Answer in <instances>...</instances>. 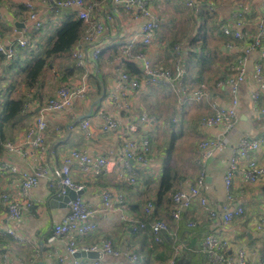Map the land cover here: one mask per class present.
I'll return each instance as SVG.
<instances>
[{
  "label": "crops",
  "instance_id": "0c3cea01",
  "mask_svg": "<svg viewBox=\"0 0 264 264\" xmlns=\"http://www.w3.org/2000/svg\"><path fill=\"white\" fill-rule=\"evenodd\" d=\"M26 1L28 0H7L0 5L4 16V19L0 21V34L7 42L18 40L15 23L26 21L28 17V11L24 7ZM37 1L39 2L38 10L44 22L43 30L40 33L29 32L28 36L34 45L36 44V48L20 49L19 57L12 62L14 64L0 61V86H2L3 93H7L6 85L12 84L21 77V72L16 73L17 67L19 68L17 61L20 63L26 61L36 50L42 54L43 49L50 44L49 39L60 27L61 19L70 14L74 15L73 11L66 10L62 13L63 15L61 14V18L54 17L46 12L40 0ZM86 1L92 3L96 0ZM149 1L154 10L158 12L162 10L165 14L153 44L143 50L156 68L174 70L177 55L172 51L171 43L169 44L166 38L163 39V35L164 32L172 30V24L178 20L182 8L184 6L188 8L194 19L196 18L198 29L185 39L186 43L182 48V61L185 68L183 86L189 91L198 88L206 89L209 94L208 99L200 104L190 103L186 97L182 96V93H173L162 87L153 86L131 98L133 108L130 112L117 115L123 122L120 129L108 133H103L99 129L102 124L100 115L104 110L111 111V105L107 104V95L116 84L117 68L133 75L127 66L129 62H132L134 65L130 64L138 70V73L142 72L140 62L122 57L123 45L128 39L138 34L142 20L133 19L124 12L122 7H117V13L102 38L101 47L108 53L112 51L118 53L113 59L104 56L98 62L91 63L87 78L89 86L87 99L76 100L73 107L64 113L46 115L48 130L45 133L47 146L45 152L27 148L28 153L24 157H19L4 149L0 165L2 162L12 163L19 167V172L33 171L38 166L53 169L60 167L72 150H87L95 159L108 158L109 167L98 175L93 170L84 173L77 166L72 168L71 179L73 183L83 187L81 197L90 209L102 208V194L106 191L111 192L115 201L118 202L115 211L99 217L98 228L95 232L78 240L79 246L93 247L110 239L116 249H129L138 254L140 260L137 264H168L175 249L179 251L176 264H210L202 251V246L204 238L208 234H213L229 242L226 251L228 255L237 257L239 251L245 249L248 260L252 263L258 262L264 256V231L259 230L260 226L264 227V178L258 184L251 185L245 181L242 172H238L231 187V195L234 198L229 201L224 182V171L232 155V148L221 152L207 163L206 180L202 191L208 200V208L212 211L219 212L227 204L232 208L242 206L245 209L244 216L233 220L229 225L223 224L221 216L211 218L197 202L183 209L179 219H174L171 216L174 193H168L160 198L159 191L165 170L169 167L174 169L177 176L174 191L189 189L203 171L199 165L201 141L224 137L221 128H203L200 124L202 119L213 114L212 103L217 102L225 106L230 104V92L227 89H218L216 84L218 80L232 75L233 65L242 54L241 47L237 48V42L224 36L222 26L232 24V15L238 11V7H243L246 12L247 29L254 34L256 31L255 17L263 9V2L262 0H201L206 5L215 6V11L211 13L192 10L185 5L183 0ZM107 6H105L106 12ZM202 10L205 9L202 8ZM210 16L211 18L207 19ZM208 22L212 24L216 22L217 30L222 36L221 41L216 45L218 59L214 60L215 63H211L210 54L208 56V44L205 40L204 24ZM29 30L32 31V29ZM197 43L201 45L197 46ZM71 58L72 55L70 57L64 55L52 59V66L48 69L49 72L42 77L39 85L41 98H37L36 101L31 100L30 104L34 109L27 114H22L18 120L7 126L6 141L20 142L33 125L38 109L56 97L59 88L65 85L81 84L82 78L74 71L68 77L63 75L68 73V66L72 65L73 59ZM246 58L247 77L240 89L239 123L231 140L233 148L237 146L242 137L258 138L264 135V84L258 83L255 70L256 65L260 64L263 67L264 76V60L259 51H253ZM102 61L106 65L102 64ZM52 72V78L57 79L59 85L58 89L46 98L42 92L44 88L47 90ZM47 76L49 81L46 84ZM96 80L102 84V92L99 96L93 85ZM14 93L15 91L11 90L8 95L13 96ZM253 93L258 94V99L255 101L252 97ZM101 97L102 101L98 102ZM105 98V105L102 106V104L95 111V106L102 103ZM180 106L183 109L182 113H180ZM34 110L35 113H32ZM90 112L89 117L94 121L92 126L94 135L87 138L81 129V123L84 120L82 118ZM144 113H149L156 118V123L145 127L146 135L161 127L165 134L173 135L174 142L165 155L157 156L154 153L157 138L151 136L149 138L151 142L150 166L143 169L131 162L137 174V184H131L122 157L123 146L133 136L128 126L138 122ZM169 114L174 116L167 123V127L162 119ZM174 119L177 121L174 122ZM257 158L264 165V150L258 152ZM58 191L57 181L51 174L42 179L40 184L31 191L27 200L32 205L24 210L23 222L14 227L17 235L24 241H17L10 235H3L0 238V264H4L3 255H8L15 264H70L73 261V258L66 254L65 242L57 241L52 244L48 242L52 228L62 223L69 212V203L61 206L63 202H58L57 207L51 206V200L58 194ZM3 193H8L19 201L25 200L21 196L22 182L19 174L3 175L0 170V195ZM149 201L155 204L154 219L164 220L169 223L170 227L169 232L163 235L164 242L159 245L153 243L150 230L144 232L136 228L143 219L144 207ZM123 214H127L129 219L123 220ZM7 216L6 206L0 202V228H6L8 225ZM54 248L59 249L65 259L64 263H61L58 257L52 256ZM79 259L88 261V264L96 260L95 258ZM100 261L101 264H132L123 257H104Z\"/></svg>",
  "mask_w": 264,
  "mask_h": 264
},
{
  "label": "built area",
  "instance_id": "2783aa9c",
  "mask_svg": "<svg viewBox=\"0 0 264 264\" xmlns=\"http://www.w3.org/2000/svg\"><path fill=\"white\" fill-rule=\"evenodd\" d=\"M183 1L192 10L211 13L215 11L213 4L206 5L201 0ZM40 2L46 12L54 15V17L61 18L62 13L66 10L73 11L77 19L86 26L84 35L80 38L72 53L76 68L85 74H83L80 85L62 86L56 97L50 99L39 109L33 125L20 142L6 141L2 143L3 148L11 154L24 157L28 153L27 148L45 152L47 150L45 133L48 130L46 115L64 113L73 107L76 100L87 99L89 68L91 63L98 62L103 52L101 41L107 27L117 13V7H122L124 12L133 19L142 20L138 34L127 40L123 45L122 51V57L125 59L140 62L142 72L131 75L117 68L116 84L107 95V104L111 105V111L104 110L100 115L102 124L99 129L103 133L120 129L123 126V122L117 115L130 112L133 108L131 98L135 94L153 86L162 87L173 93H182V96L186 97L190 103L200 104L208 99L209 94L206 89L198 88L194 91H189L183 86L185 68L182 61V48H177L175 52L177 58L174 70L156 68L143 52L145 47L153 44L156 32L162 23V19L153 9V6L150 5L149 0H96L92 3L86 0H40ZM262 2L263 9L255 17L256 31L254 34H251V31L247 29L246 12L243 7H238V11L232 15V24L222 26L224 36L227 39L236 41L238 44L237 48L241 47L242 49V54L233 65L234 72L232 75H229L226 79L218 80L216 84L218 89H227L230 92V104L225 106L217 102L212 103L213 114L205 118L200 124L203 128H221L224 137L203 140L199 144L201 155L199 165H201L203 171L189 189L178 190L172 196L173 209L171 216L174 219H179L183 209L190 207L195 202L211 218L221 216L224 225H229L233 220L244 216L245 209L242 206L232 208L227 204L219 212L210 210L208 208V200L202 193L206 180L205 167L207 163L229 148H232L233 152L224 171V182L229 201L234 198L231 195V187L232 181L238 172L241 171L245 181L251 185L258 184L264 178V165L257 158L258 152L264 150V135L258 138L242 137L236 147L233 148L231 146L232 136L236 133L239 123L240 89L247 77L246 57L253 51H259L262 60H264V0ZM105 6L108 7L107 12L105 11ZM24 7L28 11V17L24 21L25 28L22 31V37L16 41L7 42L0 34V55L10 63L19 57L20 49L36 48V44L34 45L28 34L29 32L40 33L44 27L43 18L38 10L39 2L37 0H28L24 3ZM202 8L205 10H202ZM3 19L4 16L0 9V21ZM29 29H32V31ZM255 70L258 83L264 84L263 67L257 64ZM2 90V86H0V108L3 103L1 100L4 94ZM252 97L255 101L258 99V94L253 93ZM31 109L34 108L29 103L23 114H27ZM182 112L183 109L180 106V113ZM115 113L117 114L115 115ZM173 121L176 122L177 120L174 119ZM151 123H156V118L149 113H144L138 122L128 126V130L133 136L124 143L122 157L130 176L131 184H137V174L131 162L143 169L150 166L151 142L144 129ZM93 124L94 121L90 117L85 118L81 123V129L87 138H91L94 135ZM109 165L110 161L107 157L95 159L87 150H72L64 159L63 164L53 169L51 167L38 166L33 171L23 170L19 172L18 166L2 162L0 170L3 175H20L22 182L21 196L25 200L19 201L8 193L0 195V202L6 206L8 213V225L6 228H0V238L3 235H10L17 241H24L17 235L14 227L23 222L24 210L32 205L27 200L31 191L49 174L57 181L58 194L64 195L68 189L76 192L83 189L82 186L73 183L71 179L70 175L74 166L79 167L84 173L93 170L98 175L107 169ZM102 203L101 209H90L82 197H77L69 202L68 214L62 223L52 228L48 242L51 244L57 241L65 242L66 254L73 258L70 264H88V261L77 258L76 254L79 252H97L99 254L98 260H93L91 264H101L100 260L104 257H123L130 263L137 264L140 260L138 254L129 249H116L110 239H106L102 244L93 247L79 246L78 240L95 232L98 228L99 217L115 211L118 202L115 201L111 192L106 191L102 194ZM154 209L155 204L152 201L146 204L144 208L145 219H142L136 228L144 232L150 230L153 243L159 245L164 242L163 235L169 232L170 227L169 223L164 220L152 219ZM122 218L123 220L129 219L127 214H123ZM259 230L264 231V227L260 226ZM70 235L74 237L71 238L69 237ZM228 245V241L216 235L208 234L204 238L202 251L210 264H264V256L258 262H250L245 249L240 250L237 257L228 255L226 253ZM178 254V249H175L173 256L168 260V264H176ZM52 256L58 257L61 263L65 261L59 249L54 248ZM3 263L15 264L8 255H3Z\"/></svg>",
  "mask_w": 264,
  "mask_h": 264
},
{
  "label": "trees",
  "instance_id": "16d2710c",
  "mask_svg": "<svg viewBox=\"0 0 264 264\" xmlns=\"http://www.w3.org/2000/svg\"><path fill=\"white\" fill-rule=\"evenodd\" d=\"M6 1L7 0H0V5ZM85 31L86 26L82 21L78 20L75 15H67L64 19H61L60 27L57 29L55 35L49 39L50 44L47 45L42 54H39V51L36 50L30 54V59H27L23 64L17 61L16 64L19 65V68L17 67L16 73L21 72V77L12 84L9 83L8 86L6 85L5 89H7V93H4L1 97V100L6 104V109L3 110V108H0V159L4 154L2 143L7 140L5 135L7 126L21 117L31 100L36 101L37 98H41L39 85L41 84L43 72L51 68L52 59L64 55L70 57ZM117 53L118 52L115 53V51L108 53L107 50H105L101 53L99 60L103 59L104 56L113 59L117 56ZM0 61L5 62L6 59L0 55ZM130 63L132 62L127 64L129 72L133 75L138 74V70L133 66L134 63H132L133 65ZM67 71L68 73L63 74L65 77L70 76L73 71L81 77L80 70L76 68L74 62H72V65L70 64V66H68ZM93 85L99 96L102 92V84L96 80ZM11 90L15 91L13 96H10V94L8 95ZM32 113H35V110L32 111ZM176 181L177 176L174 169L171 167L167 168L161 181L159 197L163 198L168 193H175L174 184ZM143 219H145V213ZM152 219H154V213Z\"/></svg>",
  "mask_w": 264,
  "mask_h": 264
},
{
  "label": "rangeland",
  "instance_id": "374dc122",
  "mask_svg": "<svg viewBox=\"0 0 264 264\" xmlns=\"http://www.w3.org/2000/svg\"><path fill=\"white\" fill-rule=\"evenodd\" d=\"M156 12L158 13V15L160 16L161 19H163V17L165 18V14H163L162 10H161V12H158V11H156ZM202 13H204V12H202ZM204 14H206V13H204ZM192 15H193L192 12L184 6L182 8V12H180V14H179L178 20L172 24V30L167 31V33L164 32L163 39L166 38V40L169 42V44L171 43V48H172V51L174 53L177 51V48H183V44L186 43L185 39L190 37L193 34V32L194 31L196 32L198 29L197 25H196V18L194 19V16H192ZM210 18H211V16L207 17V19H210ZM204 29H205V36H206L205 40L208 44V49H209L208 56L210 54L211 61H212L211 63H215L214 60L218 59V57L216 55L217 54L216 45H217V43H219L221 41V37H222L221 32H219L217 30V23L216 22H214V24H212L211 22H208L207 24L205 23ZM190 40H191V38H190ZM200 45H201L200 43H197V46H200ZM45 49L46 48L43 49V52L45 51ZM28 58L30 59V57H28ZM71 59H73V57ZM72 61L74 62V59ZM24 62L25 61H22V64ZM101 63L106 65V63L104 61H102ZM209 66H211V65H209ZM47 72H49L48 69L43 72L42 76H45ZM53 72H55V70H53ZM53 72L51 73L50 81H49V78L47 76L46 84L49 81L47 90H45V88H44L43 92H42L46 98L48 96H51L52 92L55 91L56 89H58V85H59V84H57L58 80L52 78ZM80 73H81V78H82L83 74H85V73L83 71H80ZM44 80L45 79L43 78V82H44ZM59 89H58V91H59ZM105 100H106V98L104 99V101L102 103H99L95 106V111H97L98 108L102 104H103L102 106L105 105ZM5 106L6 105L3 101L1 108H5ZM173 116L174 115H172V114L164 116L162 119V122H164V124L167 125V123L169 122L170 119H172ZM204 119H202V121ZM172 126H169V127H172ZM167 127H168V125H167ZM173 127H175V126H173ZM147 136H148V138H151V136H155L157 138V144L154 147V153L157 156L159 154L165 155L171 149L172 144L174 142L173 135L171 133L165 134L163 132V130L161 129V127L156 129L151 134L147 133ZM187 140H189V139H187Z\"/></svg>",
  "mask_w": 264,
  "mask_h": 264
},
{
  "label": "water",
  "instance_id": "95a60500",
  "mask_svg": "<svg viewBox=\"0 0 264 264\" xmlns=\"http://www.w3.org/2000/svg\"><path fill=\"white\" fill-rule=\"evenodd\" d=\"M15 26L17 27V37L20 39L22 37V30L25 28V23L23 22H16ZM102 101V97L99 99L98 102ZM39 111V109H38ZM92 112V111H91ZM88 114L87 116L83 117L82 119H85L86 117H89L91 115ZM83 194V189L80 191H74V190H67L66 194H57L55 195L51 200V206L57 207L58 202H63L61 206H66L69 202L76 199L77 197H81ZM77 258H95L97 259L99 257V254L97 252H79L76 254Z\"/></svg>",
  "mask_w": 264,
  "mask_h": 264
}]
</instances>
